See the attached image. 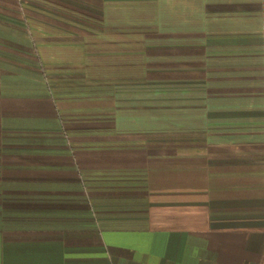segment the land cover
<instances>
[{
    "label": "crops",
    "instance_id": "0c3cea01",
    "mask_svg": "<svg viewBox=\"0 0 264 264\" xmlns=\"http://www.w3.org/2000/svg\"><path fill=\"white\" fill-rule=\"evenodd\" d=\"M0 264H264V0H0Z\"/></svg>",
    "mask_w": 264,
    "mask_h": 264
}]
</instances>
